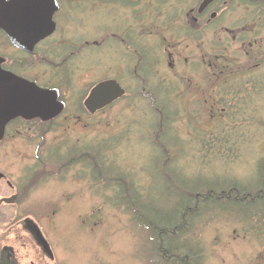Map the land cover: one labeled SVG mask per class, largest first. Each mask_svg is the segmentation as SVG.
<instances>
[{
  "label": "rangeland",
  "instance_id": "obj_1",
  "mask_svg": "<svg viewBox=\"0 0 264 264\" xmlns=\"http://www.w3.org/2000/svg\"><path fill=\"white\" fill-rule=\"evenodd\" d=\"M179 1L162 0L160 8L177 9L175 2L185 9L182 21L147 32L136 26L135 46L112 36L122 16H62L55 86L65 109L43 136L27 125L15 142L28 164L36 155L93 149L107 170L95 177L88 162H75L16 206L50 224L57 247L70 255L64 264H176L155 254L145 221L121 203L126 196L108 176L133 182L140 197L132 192L131 198L149 220L154 210L169 216L179 191L200 187L201 180L236 183L252 194L264 180V4L217 0L218 17L196 23L188 12L200 0ZM104 79L117 80L126 94L84 112L89 89ZM161 102L167 115L175 112L164 135L155 111ZM179 177L186 185L174 182ZM247 205L220 213L209 202L211 209L190 220L176 241L198 251V264H264V219L237 218Z\"/></svg>",
  "mask_w": 264,
  "mask_h": 264
},
{
  "label": "flooded vegetation",
  "instance_id": "obj_2",
  "mask_svg": "<svg viewBox=\"0 0 264 264\" xmlns=\"http://www.w3.org/2000/svg\"><path fill=\"white\" fill-rule=\"evenodd\" d=\"M53 1L57 6L51 17L55 27L49 34L37 39L41 28L38 17L40 11L44 13L46 9L48 12ZM201 1L195 9L188 12L192 15L193 22L197 23V19L207 15L209 21L216 19L219 14L213 6L217 0H212L207 7L199 10ZM240 1L257 2L260 3L259 6L264 4V0ZM176 2L180 4L179 0ZM161 3L162 0H24L16 12L18 44H14L3 28H0V71L11 73L41 88L55 90L58 100L63 104L62 111L52 119L44 121L37 117L16 116L4 126L0 137V264H64L67 258L70 263V255L56 245V234L47 231L50 224L46 226L37 218L16 208L29 197L36 184L53 176L63 177L66 169L72 165L69 163L65 165L66 168L58 170L61 167L57 166L61 165H57L55 153L36 155L31 164H28V158L19 152L15 142L20 136H24L25 132L22 130L27 125L35 128L38 126L39 133L43 136L65 109V103L59 98L58 88L55 86L56 33L63 21L62 16L69 12L81 15L106 14L113 21L122 16L124 23L119 30H123L115 31L112 36L114 34V38L135 46L136 36L131 34L135 28L139 27L141 31L147 32L152 30L153 25L166 28L182 21L185 13L183 7H177L173 2V7L177 9L169 11L168 8H160L163 5ZM122 32H128L129 37L120 36ZM209 96L213 97L214 94ZM81 107L86 112L84 106ZM44 127L48 129L44 130ZM49 166H53L54 171L46 170L45 167Z\"/></svg>",
  "mask_w": 264,
  "mask_h": 264
},
{
  "label": "trees",
  "instance_id": "obj_3",
  "mask_svg": "<svg viewBox=\"0 0 264 264\" xmlns=\"http://www.w3.org/2000/svg\"><path fill=\"white\" fill-rule=\"evenodd\" d=\"M158 104V103H157ZM162 104V105H161ZM164 102L155 104V111L159 115V126L164 135L165 125L169 123L168 116L175 113L172 111L170 115L164 110ZM162 135V136H163ZM162 150L164 158L168 159L167 151L163 146L159 147ZM165 149V150H164ZM57 156V165L60 163L61 167L59 169H64L65 165H69V163L73 164L75 162L86 161L91 166V168L98 172L95 174V177L100 176L101 172L107 171L106 168L100 167L98 161V152L93 151V149L83 150L78 154L71 155H61L56 154ZM167 156V157H166ZM68 157V158H67ZM67 159V160H66ZM165 160V159H164ZM167 160L163 161L166 163ZM67 167V166H66ZM65 167V168H66ZM46 170H52L53 166L45 167ZM163 170V169H162ZM166 171L172 174L174 171ZM163 174L165 172H162ZM98 175V176H97ZM165 175V174H164ZM167 176V175H166ZM171 177V176H169ZM167 176V179H170ZM109 181L113 180L118 188H120V193L125 195V198H121V203L129 206V209L132 211V215L135 216V219L139 221H145L144 225L149 229L151 234V239L154 241V252L155 254L161 258L165 262H173L176 264H198V251L194 252L195 248H186L189 247L187 242H178L176 241L179 234L182 233L185 228H187L190 220H193L196 216L201 213V210L206 209L207 204L210 202L213 206L212 209H216L220 213L223 211H227L231 207L239 206L242 204H249V208H242V216L237 218L239 219H264V180L260 182V186L255 192L252 194L251 190H247L244 188H237L236 183L233 184H221L218 181L215 184H211L210 180H201L199 184L200 187H193L187 191H179L174 197L175 206L169 209V213L166 218H164L163 214H159L157 211H153L152 219L149 220L147 215H143L140 213L138 208V201L132 200V192L134 195L139 198V190L138 188H134V184L132 181H127L121 175L113 176L107 178ZM180 181H174L178 184L186 185V181H183L180 177L178 178ZM210 183V184H208ZM225 185V186H224ZM124 199V201H123ZM260 200V203H256ZM256 203V205H255ZM211 209V208H207ZM140 213V214H139ZM197 252V253H196ZM194 261V263H192Z\"/></svg>",
  "mask_w": 264,
  "mask_h": 264
},
{
  "label": "water",
  "instance_id": "obj_4",
  "mask_svg": "<svg viewBox=\"0 0 264 264\" xmlns=\"http://www.w3.org/2000/svg\"><path fill=\"white\" fill-rule=\"evenodd\" d=\"M22 1L24 0H10L9 2L0 0V28H3L14 44H18L16 12ZM210 2L212 0H202L198 9H204ZM56 9L57 6L53 1L48 12L46 9L44 13L40 11L38 17H40L41 28L37 39L44 37L54 29L51 17ZM124 94L125 90L119 82L106 79L95 83L90 88L83 104L90 114H94L120 99ZM62 109L63 104L58 101L55 90L41 88L11 73L0 71V137H2L6 122L13 117H37L46 121L57 116Z\"/></svg>",
  "mask_w": 264,
  "mask_h": 264
}]
</instances>
